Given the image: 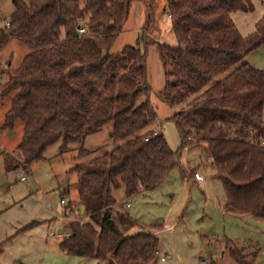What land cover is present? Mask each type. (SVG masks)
Wrapping results in <instances>:
<instances>
[{"label": "trees", "instance_id": "1", "mask_svg": "<svg viewBox=\"0 0 264 264\" xmlns=\"http://www.w3.org/2000/svg\"><path fill=\"white\" fill-rule=\"evenodd\" d=\"M131 1L11 0L10 19L0 23V50L17 39L30 51L0 93L10 99L1 128L22 124L21 141L4 155V167L29 173L51 145L60 142L63 151L111 123L112 148L69 170L84 209L67 219L59 248L83 259L152 264L158 238L147 229L130 234L137 223L116 206L113 192L123 188L128 199L155 189L185 148L205 146L225 213L264 223V70L246 62L264 44V17L242 37L231 15L252 13L251 0H165L175 46L148 41L144 31L138 46L111 53ZM150 45L163 70L159 98L170 107L184 103L169 118L181 140L177 152L152 127ZM90 154L81 146L76 159ZM225 245L235 264H254L259 254L247 260L233 242Z\"/></svg>", "mask_w": 264, "mask_h": 264}, {"label": "rangeland", "instance_id": "2", "mask_svg": "<svg viewBox=\"0 0 264 264\" xmlns=\"http://www.w3.org/2000/svg\"><path fill=\"white\" fill-rule=\"evenodd\" d=\"M163 2L165 0H132L122 32L110 52L119 53L125 46H138L139 35L144 31L148 32V41L175 46ZM251 2L254 6L251 15L264 16V0ZM12 12L11 0H0L1 25L9 21ZM29 51L30 48L17 39H11L0 50V93L9 80V73L20 66ZM146 54L151 89L149 101L157 114L152 127L163 135L169 148L177 152L181 140L169 118L184 103L170 107L159 98L164 77L156 47L150 45ZM249 62L264 70V44L250 53ZM143 100L144 96H141L139 102ZM9 107L10 99L0 98V216L5 213L24 226L27 221L39 223L1 245L0 264H113L110 259L97 261L68 255L59 248L62 238L57 236L66 230L64 218H77L80 209L74 187L76 177L69 170L99 156L100 148H104L103 151L112 148V124L85 137L82 143L67 145L63 151L60 142L51 145L45 151V159L32 164L31 173L26 174L27 179L22 182V169L6 171L4 167V155L12 153L22 137L21 122H17L12 130L1 128ZM81 146L91 152L87 159H76L77 149ZM187 171V178L182 180L181 174ZM195 172L204 177L202 182L189 178ZM63 196L64 205L60 203ZM113 197L120 211L137 223L130 234L147 229L158 238V253L152 264H235L225 245L227 240L233 242L247 260L253 251L259 250L254 264H264V223L224 212L223 189L209 166L204 145L181 150L179 165L155 189L143 190L135 198L127 199L120 188L113 192ZM125 202L132 203L131 207L125 208ZM165 225L168 228L165 229ZM165 255L168 257L161 262L160 257Z\"/></svg>", "mask_w": 264, "mask_h": 264}, {"label": "crops", "instance_id": "3", "mask_svg": "<svg viewBox=\"0 0 264 264\" xmlns=\"http://www.w3.org/2000/svg\"><path fill=\"white\" fill-rule=\"evenodd\" d=\"M163 3H165V2H163ZM263 17L264 16H261V15L253 16V15H251V13H239L238 12V13H234L231 15V20L234 23V25H235L236 29L238 30V32L240 33V35L242 37H246L255 31L256 23L260 19H262ZM249 55L246 57V62L251 65V63L249 62ZM30 173H31V170H30ZM188 174H189L188 171L186 172V174L183 173V179L182 180H185L187 178ZM189 178H191L190 175H189ZM79 208H80V212L82 213L81 206H79ZM66 210H68V214H69V209L67 207H66ZM44 220H46V219H44ZM66 220H67V216L64 218V223H63V227H65V228L67 226ZM33 222L39 223L36 221H33ZM30 223H32V222H30ZM30 223H28V221H27L25 223V226H28ZM25 226L22 225L20 222L15 221L12 218H9V216L7 217L5 215V213L2 214L0 216V243L5 242L9 238H11L15 234L16 231L22 229ZM166 227L168 228V225L164 226L165 229H166ZM65 231L62 233H66ZM151 233H153L155 235L154 232H151ZM216 259L217 258L214 257V260H216Z\"/></svg>", "mask_w": 264, "mask_h": 264}, {"label": "built area", "instance_id": "4", "mask_svg": "<svg viewBox=\"0 0 264 264\" xmlns=\"http://www.w3.org/2000/svg\"><path fill=\"white\" fill-rule=\"evenodd\" d=\"M5 27H8V24H6ZM79 32H80V33H83V30H80ZM155 135H156V133L153 134V136H155ZM147 140H148V139H145V141H147ZM26 174H28L26 171L21 170L20 181H22V182L26 181V179H27ZM191 179H192L193 181H195V182H202V181L204 180V177H203L200 173L195 172V173H192V174H191ZM131 198H135V196H132ZM135 202H136V201H135ZM60 203H61L62 205L65 204V197H64V196L62 197ZM131 205H132V203H130V202H125V203H124V207H125V208H130ZM57 236H58V237H61V238H64V237L67 236V233H61V234H58ZM166 257H168V256L165 255L164 257H163V256L160 257V261H161V262H164ZM203 264H207V263H204V262H203Z\"/></svg>", "mask_w": 264, "mask_h": 264}, {"label": "water", "instance_id": "5", "mask_svg": "<svg viewBox=\"0 0 264 264\" xmlns=\"http://www.w3.org/2000/svg\"><path fill=\"white\" fill-rule=\"evenodd\" d=\"M83 209H84V207L83 206H81V210L83 211Z\"/></svg>", "mask_w": 264, "mask_h": 264}]
</instances>
